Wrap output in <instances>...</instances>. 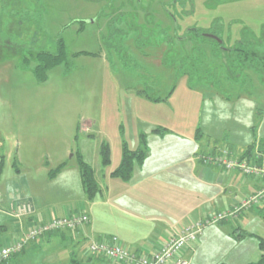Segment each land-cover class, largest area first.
<instances>
[{
  "label": "rangeland",
  "instance_id": "obj_1",
  "mask_svg": "<svg viewBox=\"0 0 264 264\" xmlns=\"http://www.w3.org/2000/svg\"><path fill=\"white\" fill-rule=\"evenodd\" d=\"M192 29L218 35L227 50L243 40L264 48V0H0V150L6 169L23 175L12 173L9 184L32 189L34 180L39 189L59 191L69 180L71 192L47 197V207L67 208L83 199L78 151L106 171L119 165L124 143L135 150L136 139L158 127L199 130L237 149L264 137L262 71L248 67L234 79L217 46L222 40ZM60 40L64 61L38 81L31 55L57 52ZM102 143L112 150L109 165L99 155ZM62 163L54 180L41 176ZM234 225L218 235L227 239L223 232L232 235ZM221 247L216 242L194 264L222 260ZM73 253L75 264L95 263L76 240L53 235L6 264H73Z\"/></svg>",
  "mask_w": 264,
  "mask_h": 264
},
{
  "label": "crops",
  "instance_id": "obj_2",
  "mask_svg": "<svg viewBox=\"0 0 264 264\" xmlns=\"http://www.w3.org/2000/svg\"><path fill=\"white\" fill-rule=\"evenodd\" d=\"M154 129L145 133L148 154L142 164L135 165L129 181L112 175L118 165H112L106 171L93 167L100 190L90 200L86 196L79 171L76 185L81 188L83 199L67 208L47 207V197L53 192H71L73 184H69V180L63 183L59 191L44 187L39 189L35 187L34 180H31L34 185L32 189H23L19 184L14 188L7 179L12 177V173L16 178L21 177L22 172L16 168L14 172L10 168L6 169L7 154L0 150V162L4 157L0 174V247L22 237L35 223L49 221L53 216L86 211L90 222L81 238H75L66 231L50 233L41 238L49 239L50 236L58 235L66 240L71 237L77 241L86 260L91 257L87 246L89 238L103 235H116L133 250H153L183 225L200 220L206 214L229 209L236 201L260 187V181L244 177L238 170L228 172L219 166L204 164L199 155L212 153L223 145L228 146L238 157L246 155L250 147L253 149L257 143L264 151L263 134L255 136L242 149H237L234 144L202 135L199 130L182 132L167 128L165 133L160 134ZM136 140L139 145V139ZM1 146L5 147V144L0 142ZM11 151L6 153L13 157ZM66 172L68 170L61 173ZM41 173L46 180L58 177L50 178L48 169ZM24 202L31 203L34 211L30 216L20 219L15 216V208ZM244 218L251 219V223L244 226ZM230 223L235 224L232 235L225 231L223 234H226L227 239H224L218 233ZM230 223L215 225L211 231L207 230L212 227H207L198 238L194 250H186L184 256L194 264L199 253L208 251L218 242L222 246L218 253L222 260L214 264H248L259 260L263 254L258 236L264 239V207L249 210ZM41 238L26 245L20 254H25L28 247L36 246Z\"/></svg>",
  "mask_w": 264,
  "mask_h": 264
},
{
  "label": "built area",
  "instance_id": "obj_3",
  "mask_svg": "<svg viewBox=\"0 0 264 264\" xmlns=\"http://www.w3.org/2000/svg\"><path fill=\"white\" fill-rule=\"evenodd\" d=\"M199 157L204 164L219 166L228 172L238 170L244 177L260 181V187L254 193L236 201L229 209L206 214L202 219L189 222L173 231L157 249L133 250L118 236L103 235L89 238L87 246L90 256L102 258L108 264H192L191 259L184 256V252L188 249L194 250L198 238L207 227L236 221L243 213L264 207V151L258 143L253 146L251 153L242 157L235 156L226 145ZM33 211L31 203H19L15 208V216L22 219L30 216ZM89 222V214L78 211L70 215L53 216L43 223H35L22 237L0 247V264H6L12 255L21 252L30 242L49 233L66 231L75 238H81Z\"/></svg>",
  "mask_w": 264,
  "mask_h": 264
},
{
  "label": "trees",
  "instance_id": "obj_4",
  "mask_svg": "<svg viewBox=\"0 0 264 264\" xmlns=\"http://www.w3.org/2000/svg\"><path fill=\"white\" fill-rule=\"evenodd\" d=\"M109 29L112 30V32H115L117 28L114 29L113 26L112 27L110 26ZM217 46L220 47L219 51L221 53H224L225 56H223L222 58L223 62L225 65L228 66V69L232 74L231 77H233L234 79L239 76L242 70L248 67H254L257 70L262 71V73L264 74V48L259 47V43L253 40H249V41L243 40L238 42L237 46L235 45V47L228 49L226 52L225 51L223 52V49L221 48L222 45L218 43ZM233 52L235 53L234 57H231L230 55ZM227 54L229 55L228 57ZM31 56L38 61L36 66L33 67V71L36 74L38 81L45 82L47 79V71L59 65L65 59L64 43L62 40H60L59 49L55 53L41 50ZM29 60H30L29 58H26V60L24 61V66L25 65L29 66V62H30ZM147 96L152 101H156V102L161 101V99L159 98L153 99L151 98L150 95ZM167 130H168L167 128L158 127L153 131L156 133L163 134ZM251 149L252 147H250L247 154L251 153ZM100 153H101L103 165H109L111 163L110 144L102 143L100 147ZM147 154H148L147 135L145 133H142L139 137V145L135 150L130 149L126 143L123 144L121 161L119 165L116 167V169L112 172V175L119 177L125 181H129L132 177L135 165L142 164L146 159ZM77 156L79 160V171L86 196L88 199L92 200L100 190L99 184L96 179L95 170L85 160L83 154L80 151L77 152ZM15 165L16 164L14 163V166ZM64 165L65 163H62L55 170H50L49 171L50 178L56 177L59 174V172L64 168ZM3 167H4V157L2 156V160L0 162V174L3 170ZM16 170L19 171L20 169L16 167ZM258 241H259V248L263 252V254L259 258V260L255 262H250L248 264H264V239L258 236ZM75 256L76 254H74L71 259L73 264L78 263L77 261L79 260ZM98 260L99 263L97 262ZM89 261H94L95 262L94 264H102V262H104V259L94 256V257H90ZM221 264H227V263H221Z\"/></svg>",
  "mask_w": 264,
  "mask_h": 264
},
{
  "label": "flooded vegetation",
  "instance_id": "obj_5",
  "mask_svg": "<svg viewBox=\"0 0 264 264\" xmlns=\"http://www.w3.org/2000/svg\"><path fill=\"white\" fill-rule=\"evenodd\" d=\"M167 13L169 14V15H171V17L173 18V22H174V27H175V29H177V25H176V20H175V17L176 16H174V13H172V12H170V11H167ZM191 30V29H190ZM193 31H195V34H197V35H200V36H203L204 38H206V39H211V40H215V41H217L218 42V40L215 38V37H219L218 35H216V34H213V33H209V32H207V31H203V30H200V29H192ZM184 39L185 38H190L188 35H185L184 37H183ZM221 38V37H220ZM222 40V41H221ZM220 41L221 42H218L220 45H222L221 46V48L223 49V50H227V48L225 47L224 48V46L225 45H223V44H225V41H223V39H221ZM224 42V43H223Z\"/></svg>",
  "mask_w": 264,
  "mask_h": 264
},
{
  "label": "water",
  "instance_id": "obj_6",
  "mask_svg": "<svg viewBox=\"0 0 264 264\" xmlns=\"http://www.w3.org/2000/svg\"><path fill=\"white\" fill-rule=\"evenodd\" d=\"M215 38L219 40V38H217V37H215ZM219 41H220V40H219Z\"/></svg>",
  "mask_w": 264,
  "mask_h": 264
}]
</instances>
